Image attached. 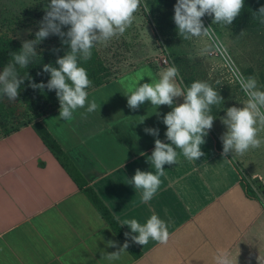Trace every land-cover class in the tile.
<instances>
[{
    "label": "crops",
    "instance_id": "obj_1",
    "mask_svg": "<svg viewBox=\"0 0 264 264\" xmlns=\"http://www.w3.org/2000/svg\"><path fill=\"white\" fill-rule=\"evenodd\" d=\"M161 68L139 64L90 90L92 113L78 109L62 120L58 108L39 120L119 225L143 224L153 213L168 223L166 244L132 242L135 254L127 249L112 264H217L222 252L231 264H264V193L249 187L231 153L221 156L216 121L200 160L180 155L179 163L164 166L150 204L125 184L136 169L154 172L147 156L155 139L167 142L162 118L171 108L146 101L132 111L126 97L158 79ZM145 128H158L159 136ZM108 241L123 245L30 125L0 138V264H109L102 251L117 249Z\"/></svg>",
    "mask_w": 264,
    "mask_h": 264
},
{
    "label": "clouds",
    "instance_id": "obj_2",
    "mask_svg": "<svg viewBox=\"0 0 264 264\" xmlns=\"http://www.w3.org/2000/svg\"><path fill=\"white\" fill-rule=\"evenodd\" d=\"M141 0H50L45 8V15L38 24L35 38L23 40L18 52L10 53L12 62L0 71V97L16 101L25 79L17 73V66L27 68L32 58L38 55L37 46L49 36L60 38L62 46L68 51L51 63L44 64L42 71L49 75L47 83H32L33 89L55 91L59 102V118L71 120L78 109L86 108L92 113L97 105L89 100L88 89L92 82L81 61L91 59L92 50L98 44L107 45L112 39L122 36L132 26L135 13L139 10ZM244 0H176L173 21L179 37L184 40H203L200 55L220 53L224 45L215 37L213 24L227 27L240 15ZM212 17V25L205 27L202 18ZM259 23L264 25V6L253 13ZM67 27L66 32L62 28ZM53 51H59L58 49ZM162 67L158 79L150 83L137 85L126 95L127 106L136 111L146 101L156 109L168 106L171 111L163 115L162 123L166 126V141L154 140V150L147 156L146 162L155 171L136 169L131 178H126L127 185L139 193L141 203L150 204L161 185L165 173L164 166H173L185 160L195 164L205 154L201 146L216 119L211 113L213 105L223 104L219 91L208 82L196 80L185 85L183 77L173 62ZM39 75V73H38ZM234 81L239 85L245 99L240 107L225 109L220 122L226 131L219 137L222 142V157L231 153L244 155L249 150L264 145V90L255 75L245 76L238 68L233 71ZM182 98V103L176 104ZM159 117L160 113L156 112ZM144 132L153 137L159 136L158 128H145ZM179 150V151H177ZM144 155V153H141ZM123 167V165H122ZM120 226H127L125 242L122 246L108 241L106 247L117 249L111 253L103 252V258L112 264L126 253L130 246L128 241L144 246L149 241L166 244L169 240L168 223L157 214H151L145 223L136 219H124ZM217 264H231L227 253L216 257Z\"/></svg>",
    "mask_w": 264,
    "mask_h": 264
},
{
    "label": "rangeland",
    "instance_id": "obj_3",
    "mask_svg": "<svg viewBox=\"0 0 264 264\" xmlns=\"http://www.w3.org/2000/svg\"><path fill=\"white\" fill-rule=\"evenodd\" d=\"M155 1L141 0L132 26L106 46L98 44L93 48L95 56L91 57V60L95 61V69L103 82H109L139 64L148 63L164 67L158 61L163 53L169 59V64H176L185 85L201 80L219 91L224 102L221 105H213L210 114L216 118V128L212 127L220 137L226 131L220 122V117L225 115L224 110L232 106L240 107L239 104L245 99L239 85L234 81V69L238 68L245 76L255 75L264 90V25L259 21L252 24L240 22L237 28H234L233 24L225 28L217 24L212 25L211 17L206 15L202 18L204 26L207 28L212 25L215 37L223 43L225 50L213 55H200L203 40L186 41L178 36L176 25L170 28V23L174 22L176 0H161L159 6L153 4ZM48 3L50 0H0V35L12 38L20 44L23 40L34 39ZM154 7L157 11L155 13L163 15L168 22L156 20V15L152 12ZM67 29L64 27L62 31ZM56 37L53 35L40 42L37 52L42 51L44 45L58 42ZM92 89L89 88L88 91ZM50 107L46 105L32 108L22 105V108L15 112L18 113L16 117H10V114L1 116L0 138L17 125L16 119L26 120L36 113L49 112L52 109ZM56 108H59V102ZM260 135L264 137V132ZM232 157L249 178L251 184L246 181L249 187L263 197L262 190L251 176L256 174L264 186V145L249 150L242 156L232 153Z\"/></svg>",
    "mask_w": 264,
    "mask_h": 264
},
{
    "label": "trees",
    "instance_id": "obj_4",
    "mask_svg": "<svg viewBox=\"0 0 264 264\" xmlns=\"http://www.w3.org/2000/svg\"><path fill=\"white\" fill-rule=\"evenodd\" d=\"M157 6L161 4V0H156L155 3ZM264 6V0H244V7L241 10L240 15L233 21L234 28L238 27V23H249L252 24L253 22H257L258 19L253 17V13L257 12L258 9ZM153 14L156 15V20H162L161 22H168L167 19L161 14H156V8L153 9ZM211 19H213L211 17ZM158 22V21H157ZM175 26V23H170V28H173ZM68 30V29H67ZM66 30V31H67ZM64 31V32H66ZM50 38V36L48 37ZM58 38V42H54L52 45H44V49L40 52H38V55L34 58H32L31 63L28 65L27 68H20L17 66V73L20 77L25 79L24 84L21 86L18 98L16 101H8L6 98L0 97V117H5L10 114V117H16L15 112H17V109L20 107L22 108V105L29 106V107H36V106H51L49 112L44 113H36L33 117L27 118L26 120H17V125L11 129L10 131L6 132L2 137H5L12 132H15L19 130L22 127H26L30 125L33 130L36 132L38 137L43 142L44 146L50 151V153L54 156V158L58 161L60 166L66 171L68 176L71 178V180L76 184V186L82 190V192L86 195V197L90 200L92 205L97 209V211L100 213L102 218L107 222V224L110 226L112 231L116 234L120 242L123 244L125 242V236H124V230L120 225L117 223V221L110 215L106 207L103 205V203L100 201L98 196L94 193V191L88 186L86 181L82 178L80 173L76 170L74 165L71 163V161L67 158V156L64 154L62 149L59 147V145L56 143V141L52 138V136L49 134V132L46 130V128L42 125V123L39 121L40 118L50 112L55 111V107L58 104V100L55 94V91H48L47 89L44 90H38L33 89L29 86V80L31 78L32 83H47L48 79L50 78L47 73H44L42 71L44 64L51 63L53 66L55 65V61L57 58L62 57L66 51H68L67 46H62L60 38ZM21 48V44L17 41H14V39L9 37H4V35H0V70H3V67L7 63L12 62V57L10 53L12 52H18ZM58 49L59 51H53ZM94 50H92V58H94ZM95 61L94 60H88V61H81L80 66L84 67L88 73V78L92 82L93 89L102 86L103 84H106L108 82H103L98 70L95 69ZM39 73V75H38ZM110 82V81H109ZM54 108V109H53ZM21 114V113H19ZM1 137V138H2ZM129 247L128 251L135 254L134 251V245L131 241H128Z\"/></svg>",
    "mask_w": 264,
    "mask_h": 264
},
{
    "label": "built area",
    "instance_id": "obj_5",
    "mask_svg": "<svg viewBox=\"0 0 264 264\" xmlns=\"http://www.w3.org/2000/svg\"><path fill=\"white\" fill-rule=\"evenodd\" d=\"M158 61H160V62H161L160 64L163 65L164 67L167 66V65L164 63L165 61H167L168 64H169V59H168L163 53L159 56ZM161 65H160V66H161Z\"/></svg>",
    "mask_w": 264,
    "mask_h": 264
},
{
    "label": "water",
    "instance_id": "obj_6",
    "mask_svg": "<svg viewBox=\"0 0 264 264\" xmlns=\"http://www.w3.org/2000/svg\"><path fill=\"white\" fill-rule=\"evenodd\" d=\"M254 181H255V183L257 184V186L259 187V189L262 190V192L264 193V186H263V184L260 182V180H259V179H255Z\"/></svg>",
    "mask_w": 264,
    "mask_h": 264
}]
</instances>
